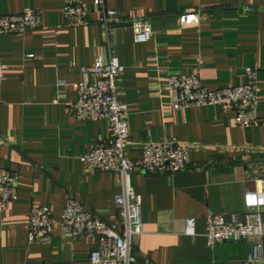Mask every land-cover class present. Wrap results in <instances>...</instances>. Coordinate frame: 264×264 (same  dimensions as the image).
Listing matches in <instances>:
<instances>
[{
    "label": "crops",
    "instance_id": "1",
    "mask_svg": "<svg viewBox=\"0 0 264 264\" xmlns=\"http://www.w3.org/2000/svg\"><path fill=\"white\" fill-rule=\"evenodd\" d=\"M85 2L93 10L90 23L71 26L64 0H0V15L32 8L41 16L35 30L0 34V167L19 174L17 198L0 204V264H91L97 239L62 233L70 196L122 228L121 177L82 161L100 135L109 136V122L71 109L78 84L91 78L83 68L110 55L124 66L119 85L130 110L128 157L140 158L144 143L166 137L190 150L187 170L129 176L142 197L135 264H242L255 241L210 246L207 217L247 222L260 213L264 223V0H105L117 11L110 32L93 0ZM141 19L154 29L146 42L136 41L132 27ZM247 67L257 70L255 125L239 126L234 110L217 105L171 109L169 75L197 72L216 90L245 84ZM248 194L262 202L249 207ZM35 205L54 212L51 242L29 241ZM189 217L195 235L186 232ZM262 243L264 258V235Z\"/></svg>",
    "mask_w": 264,
    "mask_h": 264
},
{
    "label": "built area",
    "instance_id": "2",
    "mask_svg": "<svg viewBox=\"0 0 264 264\" xmlns=\"http://www.w3.org/2000/svg\"><path fill=\"white\" fill-rule=\"evenodd\" d=\"M99 14V23L111 31V21L117 11L109 8L105 0H93ZM93 10L85 0H64V15L68 25L81 26L90 23ZM41 25L38 11L28 8L18 14L0 15V34L26 33ZM135 39L146 42L153 38L154 29L149 19L132 22ZM91 78L78 84V100L71 109L82 116L109 122V136L100 135L93 148L83 155L86 168L119 174L123 191L116 196L121 210V225L108 222L74 196H70L61 218L65 236H92L97 247L90 254L91 264H135L138 258L132 253L136 238L143 232L142 197L129 184L132 173L175 174L190 168V150L175 139L166 137L142 145L138 159L127 155L130 133L128 104L121 100L119 81L124 66L116 55L98 56L92 66L83 68ZM245 84L216 90L205 87L199 73L169 75L168 90L172 110H184L192 106L217 105L235 111L236 123L248 128L258 122L257 70L246 68ZM4 68L0 60V82ZM61 97V94L58 95ZM196 170H201L196 167ZM18 172L0 167V204L5 206L18 195ZM262 198L248 194V206L258 205ZM255 219L242 222L234 218L227 221L222 215L209 213L207 217V241L210 246L226 241H255L254 252L242 264H264L262 238L264 223L260 213ZM30 243L53 240L54 212L50 206H33L29 219ZM195 218L187 219L186 232L195 235ZM144 264H153L145 262Z\"/></svg>",
    "mask_w": 264,
    "mask_h": 264
}]
</instances>
